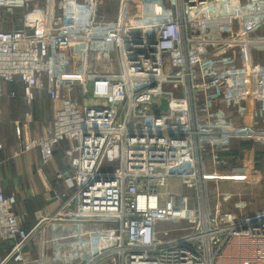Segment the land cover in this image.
<instances>
[{
    "label": "built area",
    "instance_id": "1",
    "mask_svg": "<svg viewBox=\"0 0 264 264\" xmlns=\"http://www.w3.org/2000/svg\"><path fill=\"white\" fill-rule=\"evenodd\" d=\"M98 1L61 0L56 18L35 10L16 22L28 0H0L4 19L20 25L0 28V95L3 81L19 77L27 104L37 91L58 103L47 136L26 139L19 154L36 150L45 166L71 143L74 190L26 231L0 176V240L12 244L0 264H27L26 243L66 222L68 232L42 241L54 257L41 264H264V215L243 214L244 202L238 214L222 211L231 195L218 190L211 211L207 191L209 170L227 165L235 128L220 108L253 103L249 128L264 146V63L246 56L264 52V0H168L156 16L127 14L133 0H116L111 18ZM84 56L116 69L111 102L73 96L81 80L68 69ZM164 98L167 110L156 115Z\"/></svg>",
    "mask_w": 264,
    "mask_h": 264
},
{
    "label": "crops",
    "instance_id": "2",
    "mask_svg": "<svg viewBox=\"0 0 264 264\" xmlns=\"http://www.w3.org/2000/svg\"><path fill=\"white\" fill-rule=\"evenodd\" d=\"M100 1L97 2L98 13L108 18L115 16L116 11L107 10L101 6L104 3L99 4ZM106 3L112 5L113 0ZM16 26L17 24L14 28H17ZM16 81L15 78L10 83L3 81L8 84L2 82L0 144L3 149L0 151L2 160L0 176L4 192L16 196V205L12 210L21 219L22 229L30 231L42 219L51 218L58 213L62 202L57 196L63 193V187L73 188L72 181H68L73 175V170L69 164V151L67 152L68 147V150L72 147L71 143L58 146L53 160L45 166L36 150L19 154L21 145L26 139H40L47 136L58 103L50 100L46 92L37 91L36 101L31 105L27 104L23 99V83L17 82L12 85ZM7 128L11 129L10 134L6 133ZM59 175L61 177H58ZM69 228L67 222L52 223L45 228L40 240L36 236L28 241L23 250L30 256V262L27 264H41L48 259L52 260L54 250L44 247L42 241L50 240L58 233L68 232ZM7 247L12 249V244L0 240V262Z\"/></svg>",
    "mask_w": 264,
    "mask_h": 264
},
{
    "label": "rangeland",
    "instance_id": "3",
    "mask_svg": "<svg viewBox=\"0 0 264 264\" xmlns=\"http://www.w3.org/2000/svg\"><path fill=\"white\" fill-rule=\"evenodd\" d=\"M107 10L116 11L118 8L119 2L113 0L112 5L106 2H100ZM164 7L162 0H155L154 3H150V11L147 9L144 2L141 0H133L130 3H126L124 9L127 14H144L149 16H156L161 12V9ZM38 11L41 14V11L45 13V10L39 3L33 4V9L31 12ZM25 10H17L16 13H24ZM15 13V15H16ZM3 13L0 12V28L5 30L13 29L12 22L6 21L4 19ZM14 15V17H15ZM20 15V14H19ZM23 15V14H22ZM11 20L10 18H8ZM8 22V24H7ZM249 54L251 60L255 63H264V52H246V56ZM246 57H242L238 60L240 63L246 62ZM68 72L77 80H81V84L76 89L73 96L77 98L82 104H91L96 102H111L115 99L116 90L113 87L112 80L115 78L116 69L104 68L103 66L91 63L84 56L79 63H74ZM68 74V73H67ZM167 89L172 91L177 90L176 86L167 85ZM250 116H245L241 118V123L235 125L234 131L240 130L241 137L252 136L250 131ZM249 126V127H248ZM6 133L10 134L11 129L7 128ZM233 132V130H232ZM234 144L238 141V137L233 134ZM242 139V138H241ZM240 140V139H239ZM241 166V165H237ZM207 191L209 197V206L211 211L214 209V205L217 201V190L221 194H230L231 199L228 202H222L220 208L222 211H229L234 213H239V209L236 208L235 204L237 202H244L245 207L242 210L243 214L248 216H262L264 215V184L262 182L263 175L258 172H249V173H233L229 168H220L218 167L215 172L211 169L207 173ZM182 194L191 195L192 190L186 188H180ZM195 199V197H194ZM165 226V225H164ZM168 228H173V225H166ZM41 235H38V240H40Z\"/></svg>",
    "mask_w": 264,
    "mask_h": 264
},
{
    "label": "trees",
    "instance_id": "4",
    "mask_svg": "<svg viewBox=\"0 0 264 264\" xmlns=\"http://www.w3.org/2000/svg\"><path fill=\"white\" fill-rule=\"evenodd\" d=\"M141 1L144 2V5H146V7L149 11H150V3L155 2V0H141ZM162 1H163L164 6L167 5L168 0H162ZM36 2L39 3L43 7V9L45 10V15L47 18H56L61 13V6H62L61 0H28L30 8L28 10H26V12H24V13H31V11L33 9V4ZM24 13H16V15H15L16 22H17V19H20V16ZM18 26H20V25L17 23L16 27H18ZM16 79H17V81L12 83V85L16 84L17 82H21L20 81L21 79H19V78H16ZM3 83L8 84L7 82H3ZM22 86H23V84H22ZM9 92H11V91H9ZM253 106H254V104L249 102L243 106L242 111H240L239 109H236V108H234V109H232V108H229V109L220 108V111H221L223 117L225 119L229 120L233 126H235V125H238L239 123H241L242 117L251 115V110H252ZM233 134L238 137V141L235 142L236 144H234V141H233L232 146H231V150L228 153L223 154V158L228 161L227 165H221L219 167L222 169L223 168L231 169L232 167L237 166V165L249 166L251 172H258L261 175H263V178H264V146H262L252 136L241 137L240 136V130L234 131V129H233L232 137H233ZM68 143L69 142L64 141L61 144L67 145ZM57 148L58 147L55 148L54 154L56 153ZM68 149H69V147H68ZM68 149H67V152L70 151ZM254 161H258L259 163L254 164ZM262 182L264 184V179L262 180ZM62 192L66 193L68 198H70L74 195V190L68 189L66 186L63 187ZM10 251H11V247H9V248L7 247L5 254L1 257V261L6 257V255Z\"/></svg>",
    "mask_w": 264,
    "mask_h": 264
},
{
    "label": "water",
    "instance_id": "5",
    "mask_svg": "<svg viewBox=\"0 0 264 264\" xmlns=\"http://www.w3.org/2000/svg\"><path fill=\"white\" fill-rule=\"evenodd\" d=\"M162 104L161 106L155 110V114L158 115L161 111H166L167 107H168V102L167 100L164 98L161 100Z\"/></svg>",
    "mask_w": 264,
    "mask_h": 264
}]
</instances>
